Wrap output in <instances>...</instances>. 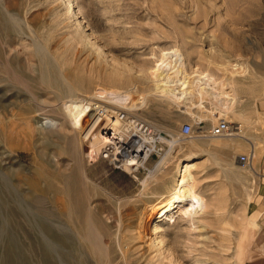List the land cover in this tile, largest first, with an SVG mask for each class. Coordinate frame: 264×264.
<instances>
[{
  "label": "rangeland",
  "instance_id": "1",
  "mask_svg": "<svg viewBox=\"0 0 264 264\" xmlns=\"http://www.w3.org/2000/svg\"><path fill=\"white\" fill-rule=\"evenodd\" d=\"M165 55L181 72L199 66L218 81L234 72L231 109L210 96H163L155 80ZM263 95L264 0H0V264H245L263 253L254 213ZM80 97L144 119L163 151L134 177L98 155L100 123L77 158L64 106ZM220 118L238 130L216 146L179 134ZM191 149L192 202L152 231L176 154ZM250 152L255 175L225 164Z\"/></svg>",
  "mask_w": 264,
  "mask_h": 264
},
{
  "label": "bare ground",
  "instance_id": "2",
  "mask_svg": "<svg viewBox=\"0 0 264 264\" xmlns=\"http://www.w3.org/2000/svg\"><path fill=\"white\" fill-rule=\"evenodd\" d=\"M38 50L41 51L45 49L43 46L38 45ZM237 66L239 65L237 64L233 67L235 68ZM156 71H158L159 75L155 80V84L156 87L163 90V96L173 97V99L177 102H182L187 97L192 100V98L197 97V94H199L201 98L203 96H210L212 98L218 99L225 110L231 109L234 101L232 96V93L234 92V72L225 70L219 81L214 80L209 73L201 70L199 66L194 68L189 73L181 72L174 60L166 55L159 59V64L157 65ZM102 94L103 97L107 99L116 95V93L108 91H103ZM94 99L95 98L92 97H80L79 101H70L64 106V114L71 126V131L73 133L70 138L72 143V150H70L74 155H76L77 158H80L79 150L81 148V139H89V136L92 134L94 129L100 125V123L102 124L99 128V131H101L100 134L103 137V140L101 142L98 155H103L104 157L108 155V151L105 148L106 143L119 144L120 147L126 151H133L136 149V146L144 145V142L142 143V141L134 140L133 138L131 139V137L128 138L129 135L125 131L124 134L126 137H124L120 131L124 129L120 122L116 121V119L115 121H112L113 116L112 118H109L107 115L108 113L112 115L117 113L112 109L110 110L105 108V106H103L100 101H98V99ZM104 112H106L105 115ZM232 126L235 125L232 124ZM237 127L238 126H236V128ZM240 128H242V126H240ZM110 130H113L111 137L109 136ZM233 133H231L229 136H231ZM172 146L173 145L171 144L170 148H172ZM151 150L152 145H150L149 150H146L143 154L140 150L142 157H140L138 161H134L131 155H128L125 161L129 160L131 166L135 164L140 166L142 161L148 156ZM93 151L94 153H97L95 148H93ZM164 159L165 157L159 161L160 163L158 162L159 164L156 166L157 169L162 167ZM191 160L192 156L189 155L179 159L176 162L175 173L177 176L174 182V189L164 203L153 208V215L151 216L150 220L148 219L149 227L151 226L152 231L160 229L161 224L167 222V220L170 219L169 217L177 211V208H179L180 205L191 204L189 202L191 198L187 191V184L190 178L189 168L183 167L185 162ZM246 167H252V165ZM132 170L136 171V168L134 167ZM82 176L84 184L88 185V183H90V179L84 170L82 171Z\"/></svg>",
  "mask_w": 264,
  "mask_h": 264
},
{
  "label": "built area",
  "instance_id": "3",
  "mask_svg": "<svg viewBox=\"0 0 264 264\" xmlns=\"http://www.w3.org/2000/svg\"><path fill=\"white\" fill-rule=\"evenodd\" d=\"M105 114L106 112H104V115ZM107 115L109 118H112L113 116L112 121H115L116 119V121L120 122L121 126L124 128L123 130L128 133V138L131 137V139L133 138L134 140L142 141V143L144 142V145L136 146V149L133 151H126L125 149L123 150L119 144L106 143L105 145V148L108 151V155L104 158H109L116 168L129 170L135 177L139 167L143 165L145 160L152 153H160L163 151L165 142L162 138L159 137V135L147 121L138 116L128 115L125 111L118 112L115 115L109 113ZM199 124L200 123H184L180 127L179 134L184 138L224 137L229 136L231 133H233L234 129L238 130L236 126H232V124H230L224 118L217 119L215 123L204 128H202ZM123 130L120 131L122 135L126 137ZM112 133L113 130H110V137L112 136ZM150 145H152V150L151 152H149L148 156L145 157L140 166H138L137 164L131 166L129 160L125 161L128 155H131L134 161H138L139 158L142 157L140 150L143 154L146 150H149ZM252 156L253 154L251 152L249 154H241L238 155L237 160L243 166H250L252 165ZM134 167L136 168L135 172L132 171V168Z\"/></svg>",
  "mask_w": 264,
  "mask_h": 264
},
{
  "label": "crops",
  "instance_id": "4",
  "mask_svg": "<svg viewBox=\"0 0 264 264\" xmlns=\"http://www.w3.org/2000/svg\"><path fill=\"white\" fill-rule=\"evenodd\" d=\"M257 111L259 112V114H261V116H262V118L264 120V95H263V97H261L258 100V103H257ZM205 138H211L210 140H208L207 142H205L208 145H215V146L218 145L214 141V140H217L218 137H216V138L215 137H213V138L212 137H205ZM196 145L198 147H200L202 145V143L200 142V143H198ZM226 146L227 145H225V147ZM222 147L224 148V146H222ZM252 148L254 149V145L252 146ZM203 151L206 152L207 150H204L203 149ZM198 152L199 151H194V150L191 149L189 152H187V153H185L183 155H180L179 156V155L176 154L175 161L177 162L179 159H181V158H183L185 156H189V155L192 156V160H193L197 156ZM207 152H209V151H207ZM236 154L237 153H235V160H234L235 162H231V163L230 162H228V163L226 162L225 164L226 165H231V166L233 164H235V166L237 168H241L242 165H241V163L238 162V160H237L238 155L236 156ZM253 158H254V154H253ZM192 160L185 162L184 165H183V167H188L189 168V176L192 178V182H194V175L192 174L191 169H193L194 166H196V163L195 162H192ZM256 166H257L258 172H259L260 177H261L262 180L260 181L259 186H258V189H257V196L259 197L260 202H259V204L257 206H255L254 213H257L256 219L258 221V224H262L263 225L264 223H261L260 220H259V218H262L264 216V181H263V179H264V144H263V147L260 150V153L258 155V158H257V161H256ZM155 169L157 170L156 167H155ZM251 169H253L252 170L253 175L257 174V171L253 167ZM238 176L241 178V177H243V174L239 172L238 173ZM174 181H175V176H174ZM174 181H173L172 186L168 190H166V188H164L161 191V194H163V193H165V194L158 196L159 199H161V201H160L161 203L159 202L158 205L164 203L165 200L167 199V197L172 193V191L174 189V184H175ZM189 182H191V180H189ZM187 191H188V193L190 195V198H191L192 189L187 188ZM194 194L197 195L195 192H194ZM189 202H192V200L190 199ZM187 205H190V204H187ZM187 205H185V206H187ZM245 264H264V252L263 253H259L256 256L248 259L245 262Z\"/></svg>",
  "mask_w": 264,
  "mask_h": 264
}]
</instances>
